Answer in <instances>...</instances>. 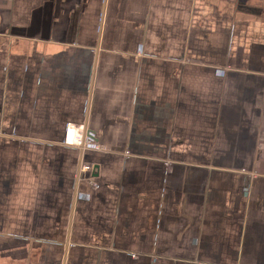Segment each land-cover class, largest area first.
<instances>
[{
    "label": "crops",
    "instance_id": "0c3cea01",
    "mask_svg": "<svg viewBox=\"0 0 264 264\" xmlns=\"http://www.w3.org/2000/svg\"><path fill=\"white\" fill-rule=\"evenodd\" d=\"M0 264H264V0H0Z\"/></svg>",
    "mask_w": 264,
    "mask_h": 264
},
{
    "label": "built area",
    "instance_id": "2783aa9c",
    "mask_svg": "<svg viewBox=\"0 0 264 264\" xmlns=\"http://www.w3.org/2000/svg\"><path fill=\"white\" fill-rule=\"evenodd\" d=\"M73 132V131H72ZM71 132V135L68 134L66 138V142L69 145H75L80 147L82 150H86L87 148L100 150L101 146L94 141L93 138H87L84 136V129L82 127L81 131L73 134ZM73 134V135H72ZM93 165L87 161L82 160L80 165V170L78 172V179L85 176L87 173H90L92 171ZM94 186H97L95 182H91Z\"/></svg>",
    "mask_w": 264,
    "mask_h": 264
},
{
    "label": "bare ground",
    "instance_id": "6f19581e",
    "mask_svg": "<svg viewBox=\"0 0 264 264\" xmlns=\"http://www.w3.org/2000/svg\"><path fill=\"white\" fill-rule=\"evenodd\" d=\"M72 126H73V127H70L69 133H71V132L73 131L72 133H73V134H76V133H78V132L81 131L80 128H79V129H76V128H75L76 126H74V125H72ZM73 134H72V135H73Z\"/></svg>",
    "mask_w": 264,
    "mask_h": 264
},
{
    "label": "water",
    "instance_id": "95a60500",
    "mask_svg": "<svg viewBox=\"0 0 264 264\" xmlns=\"http://www.w3.org/2000/svg\"><path fill=\"white\" fill-rule=\"evenodd\" d=\"M96 170H98V167L97 166L94 168V171H96Z\"/></svg>",
    "mask_w": 264,
    "mask_h": 264
}]
</instances>
